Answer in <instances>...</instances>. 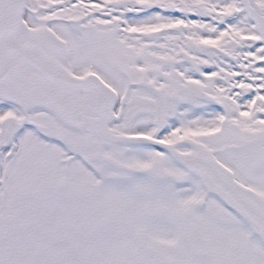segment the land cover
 Wrapping results in <instances>:
<instances>
[{"label":"snow or ice","instance_id":"snow-or-ice-1","mask_svg":"<svg viewBox=\"0 0 264 264\" xmlns=\"http://www.w3.org/2000/svg\"><path fill=\"white\" fill-rule=\"evenodd\" d=\"M0 264H264V0H0Z\"/></svg>","mask_w":264,"mask_h":264}]
</instances>
